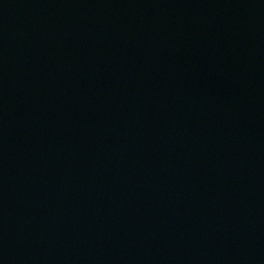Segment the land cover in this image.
Here are the masks:
<instances>
[{"label": "water", "instance_id": "water-1", "mask_svg": "<svg viewBox=\"0 0 264 264\" xmlns=\"http://www.w3.org/2000/svg\"><path fill=\"white\" fill-rule=\"evenodd\" d=\"M0 264H264V0H0Z\"/></svg>", "mask_w": 264, "mask_h": 264}]
</instances>
